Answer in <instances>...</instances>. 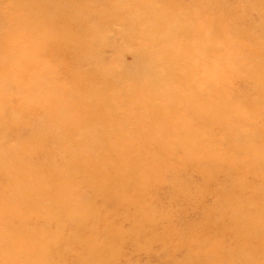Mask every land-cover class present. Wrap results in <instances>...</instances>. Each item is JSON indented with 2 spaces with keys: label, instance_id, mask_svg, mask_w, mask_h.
<instances>
[{
  "label": "rangeland",
  "instance_id": "1",
  "mask_svg": "<svg viewBox=\"0 0 264 264\" xmlns=\"http://www.w3.org/2000/svg\"><path fill=\"white\" fill-rule=\"evenodd\" d=\"M0 264H264V0H0Z\"/></svg>",
  "mask_w": 264,
  "mask_h": 264
}]
</instances>
